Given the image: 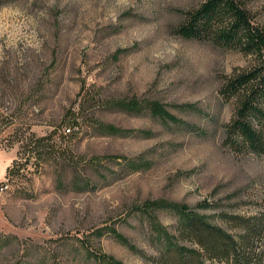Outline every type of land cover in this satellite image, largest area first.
<instances>
[{
    "label": "rangeland",
    "instance_id": "obj_1",
    "mask_svg": "<svg viewBox=\"0 0 264 264\" xmlns=\"http://www.w3.org/2000/svg\"><path fill=\"white\" fill-rule=\"evenodd\" d=\"M201 1L0 2V264H155L137 250L174 236L160 204L229 232L221 213L264 210V154L222 145L235 101L219 88L251 57L175 33ZM244 1L264 25V0ZM68 126L61 159L18 153L25 129Z\"/></svg>",
    "mask_w": 264,
    "mask_h": 264
},
{
    "label": "trees",
    "instance_id": "obj_2",
    "mask_svg": "<svg viewBox=\"0 0 264 264\" xmlns=\"http://www.w3.org/2000/svg\"><path fill=\"white\" fill-rule=\"evenodd\" d=\"M175 33L183 39L208 42L251 57L248 68L226 77L219 88L223 99L235 101L232 116L224 124L222 145L237 155H263L264 25L255 20L244 0H203L185 12ZM120 107L131 113L140 111L137 104L129 101ZM69 113L64 114L63 123L72 118L74 113ZM57 130L55 127L44 136H36L30 128L25 129L17 136L18 153L31 154L38 166L61 159L62 152L56 149V144L68 134L64 129L63 133ZM15 163L14 159L6 167L5 178L19 173L20 167L14 169ZM158 207L176 214L175 232L173 237L157 235L154 254L137 250L145 260L155 264H264V210L247 215L221 213V219L234 230L229 232L185 206ZM98 260L118 264L105 256Z\"/></svg>",
    "mask_w": 264,
    "mask_h": 264
},
{
    "label": "built area",
    "instance_id": "obj_3",
    "mask_svg": "<svg viewBox=\"0 0 264 264\" xmlns=\"http://www.w3.org/2000/svg\"><path fill=\"white\" fill-rule=\"evenodd\" d=\"M76 129V127H72V126H68L64 128V133L65 134H71L73 133V131ZM8 188V184L4 183L1 185L0 187V191L3 192L4 190H6Z\"/></svg>",
    "mask_w": 264,
    "mask_h": 264
}]
</instances>
